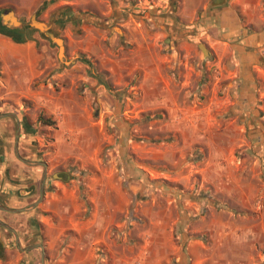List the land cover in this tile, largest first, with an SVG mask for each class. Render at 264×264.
Returning a JSON list of instances; mask_svg holds the SVG:
<instances>
[{
  "label": "crops",
  "instance_id": "crops-1",
  "mask_svg": "<svg viewBox=\"0 0 264 264\" xmlns=\"http://www.w3.org/2000/svg\"><path fill=\"white\" fill-rule=\"evenodd\" d=\"M56 1L60 5L49 7L51 0H0V12L14 10L28 23L34 14L48 22L63 10L57 29L86 53L93 42L75 37V22L91 32L94 24L123 20L122 34L107 41L119 44L122 55H100L104 86L110 82L121 91L133 83L132 92L143 95L133 112H154L165 121L163 146H133L135 154L163 160L169 185L183 193L200 189L207 198L188 202L182 193L178 203L170 197L134 203L142 188L137 174L119 168L114 152L107 163L102 158L113 138L91 115L99 82L55 72L54 50L38 32L20 40L0 32V112L33 106L37 119L52 122L37 132L29 127L36 115L16 114L20 141L26 135L40 147L33 159L19 141L21 156L47 163L51 176L36 208L0 211V219L20 239L36 228L49 264H264V0H231L215 11L208 10L210 0ZM131 8L134 15L125 18ZM14 128V117L0 120V205L19 209L39 199L44 167L17 158ZM15 189L30 196L20 199ZM201 204L208 210L184 249L175 230ZM179 205L191 211L187 218ZM3 230L0 264H32L11 249ZM38 250L25 258L34 260Z\"/></svg>",
  "mask_w": 264,
  "mask_h": 264
},
{
  "label": "rangeland",
  "instance_id": "rangeland-1",
  "mask_svg": "<svg viewBox=\"0 0 264 264\" xmlns=\"http://www.w3.org/2000/svg\"><path fill=\"white\" fill-rule=\"evenodd\" d=\"M56 2L58 1L51 0L49 7L55 4L60 5L59 2L58 3ZM171 11L172 13H175L176 9ZM123 14H125V18L129 17L131 14L134 15L133 8L129 10L127 9L126 12ZM107 20H111V19L107 17L105 21ZM78 22H75L76 27L73 29V34L75 35V37H80L79 40L81 39L83 40L84 37L91 38L93 42L92 53H88V52L86 53L81 48L68 45L69 41L67 39L64 30L61 29L58 30L61 36L65 39L67 56L69 58H73L77 55H83L90 64L87 63V61H79L70 68H66L62 66L57 56L58 48L55 45L51 44L58 65L55 72H59V73L70 72L73 73V75H89L92 77L91 78L92 81L95 80L99 82L97 88H95V90L92 91L93 100H92L91 115L93 119L97 120V122H102L105 125V129H106L105 131L113 138V143L109 147L107 146V148L103 152V157H102L103 161L107 163V161L111 159L109 153L114 152V155L116 156V165L119 168L124 169V171L130 170V172L132 173L134 172L135 174H137L138 181L141 183L142 188L140 194L138 195L139 199L137 200L135 198L134 203L138 201L147 202L153 200L154 198H157L158 200H161L163 202L169 197L175 200L176 203H178L179 200H181V194L183 193L181 190L182 188L177 187L176 185H174V183L171 184V187H169L168 185L169 182L167 179H165L166 178L164 172L165 163L163 162V160L161 161L158 160L157 162H153L152 159L146 157L147 154H145V158H139L135 154L133 148V146H137V145L145 146L146 148L148 146H155V145L163 146L164 140L166 138V133H165V121L162 115H158L154 112L138 111V114L133 112L137 106V99H139V96L140 97L143 96V95H137L136 93L132 92L131 86L133 83H129L130 85L127 87H123L121 91L111 86L110 82H107L108 85L105 84L107 87L104 86L105 83L104 80L106 77L103 73V70L100 67V62H99V59L101 57L100 55L103 56L106 53L114 56L122 55L121 52L122 48L120 47L119 44H116L115 46H111L107 44L108 43L107 41L114 34L119 33L117 29L118 28L120 29V24L123 23V20L119 18L116 19L115 21L110 22L109 24H104L102 22L101 24L104 25L94 24L92 26L93 31L91 32H86L81 30L78 26ZM98 24L100 23L98 22ZM166 43L170 44V40H168ZM127 50H131V48L125 47L124 51ZM125 71L127 73V69H125ZM121 72H123V70L119 69L117 73L120 74ZM101 84L102 86L100 87ZM54 86L57 90H59V88L56 87V84ZM30 108L32 109L31 111L25 110L26 107H24V109L20 111L21 113L19 112L16 114H19V118H21L26 113L28 117L32 119V116H35L36 112L33 110V106L32 107L30 106ZM62 116L63 115H61L60 117ZM36 117L37 115L35 116V118ZM39 119L32 122V124H29V127L36 128L37 132H40L41 128L46 126L43 123H41ZM26 131L28 130L26 129ZM15 133L16 130L14 128L11 135L12 148L14 144ZM26 138L27 136L24 135L23 139L20 141V149L27 157L30 156L31 158L35 159L36 154L39 153L37 150H39L40 147L36 142L29 140L27 138L29 140L28 141L26 140ZM50 176L51 173L49 171L48 177L50 178ZM14 191L16 192V194H19L18 197L20 199L30 196L27 193L20 194V190L15 189ZM202 192L203 191H200V189L193 191L187 190V192H184L186 196V199L184 201H188V202H196L198 200L201 201L203 197L206 200L207 197L201 195ZM35 200H37L36 197L34 201ZM162 202L159 203L162 204ZM159 207L160 206L155 207L156 212L160 211ZM179 207H180L179 210L182 212V214L184 213L183 215H186L187 218V215H189L190 214L189 212L191 211H189L184 207H181L180 205ZM206 210H208L207 205L203 206L201 204V206L198 209V213L196 211V213H194L195 215L191 214L190 216H188V220L187 221L184 220L180 224L181 226H179V228L178 227L176 228L175 239L177 240L179 245H181L184 249H187L188 245L193 240H195L196 236L192 233V229L195 226V224L200 220V218L205 215ZM2 215L4 217H7L6 214H2ZM35 229L36 228H33L32 231H30L29 233L27 232L26 238L21 237L22 239L20 240L23 247L36 244V240L38 241V239H35L36 238ZM3 233L6 235V237H9L10 239L9 244L11 249L14 252L18 251V248L15 244L14 235L6 230H3ZM205 237L206 235L203 236V238ZM40 251H41L40 249L36 251L34 260L26 259L25 257L27 256H25L23 252L21 251L20 252L23 253L22 255L24 257L23 258L24 261L27 262L30 261L31 263L33 262L32 264H41ZM46 255H47V264H49V255L47 251H46ZM258 260L261 261V258L259 257Z\"/></svg>",
  "mask_w": 264,
  "mask_h": 264
},
{
  "label": "water",
  "instance_id": "water-1",
  "mask_svg": "<svg viewBox=\"0 0 264 264\" xmlns=\"http://www.w3.org/2000/svg\"><path fill=\"white\" fill-rule=\"evenodd\" d=\"M230 1L231 0H210L208 10L215 11L223 7H226ZM171 10H175L174 2H172ZM62 11L63 10L54 12L50 16L48 22L37 19V15L34 14L28 23L22 22L17 17L14 10H10L7 13L0 12V24L7 30L19 34L21 37H24L25 35L33 33V32H38L42 37L47 39L50 42V44L55 45L58 48L57 56H58V60L60 64L66 68H70L79 61H87V60L85 59L83 55H77L73 58H69L67 56L65 39L61 36L55 24L58 16L62 13ZM117 31L120 34L122 33L119 28L117 29ZM199 48L201 49V51L206 57L209 56V50L204 44H200ZM87 63L89 62L87 61ZM9 116L14 117L17 120V131H16L15 144H14V151H15V155L17 156V158L27 165L44 167L42 180H41V186H40V196L36 202L29 205V207H24V208H19V209H12V208L0 205V211L9 213V214H20V213L29 211L30 209L36 208L44 199L45 186H46V182L48 178V166H47V163L45 162L30 161L21 156L20 149H19V141H20V136H21V123H20L18 116L13 113L3 114V115H0V120L5 117H9ZM0 226L14 235L15 244L19 251L26 253V252H30L35 249H40L41 250V264H47V255H46L45 246L43 244L38 243L34 245H29L27 247H23L16 229H14L12 226L8 225L1 219H0ZM21 264H25V263L22 262Z\"/></svg>",
  "mask_w": 264,
  "mask_h": 264
},
{
  "label": "trees",
  "instance_id": "trees-1",
  "mask_svg": "<svg viewBox=\"0 0 264 264\" xmlns=\"http://www.w3.org/2000/svg\"><path fill=\"white\" fill-rule=\"evenodd\" d=\"M0 32H1V33H4V34L11 35V36L15 37V39H17V40H20L18 37H21L19 34L7 30V29L4 28L1 24H0ZM39 121H40L41 123H43L44 125H52V122H51V121L46 120V119H44V118H42V117L39 119ZM168 185H169V184H168ZM169 187H171V185H169Z\"/></svg>",
  "mask_w": 264,
  "mask_h": 264
},
{
  "label": "flooded vegetation",
  "instance_id": "flooded-vegetation-1",
  "mask_svg": "<svg viewBox=\"0 0 264 264\" xmlns=\"http://www.w3.org/2000/svg\"><path fill=\"white\" fill-rule=\"evenodd\" d=\"M1 78V77H0ZM2 103V102H1ZM4 104V103H3ZM6 112L5 111H1L0 112V115H3V114H5Z\"/></svg>",
  "mask_w": 264,
  "mask_h": 264
}]
</instances>
